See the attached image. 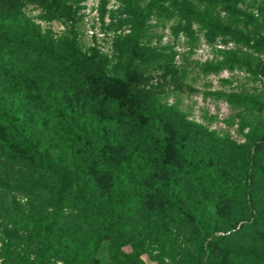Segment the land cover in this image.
Returning a JSON list of instances; mask_svg holds the SVG:
<instances>
[{
	"label": "rangeland",
	"instance_id": "1",
	"mask_svg": "<svg viewBox=\"0 0 264 264\" xmlns=\"http://www.w3.org/2000/svg\"><path fill=\"white\" fill-rule=\"evenodd\" d=\"M101 1L72 0L77 7L74 31L83 50L95 46L113 62V41L129 32L130 15L125 0H104L101 15ZM148 1L140 0L142 5ZM188 1L200 13L218 15L223 23L264 33V0L235 4L254 16L252 23L235 19L222 0L213 6L206 0ZM43 13V6L32 1L0 9V31L19 36L33 28L53 38L68 33V21L44 19ZM140 42L168 58L167 63L161 59L147 65L142 82L134 88L137 98L144 102L156 98L169 109L154 122L159 123L153 126L160 128L158 139L125 124L105 142L94 135L103 131L102 122L112 115L105 101L76 87L14 90L0 76L3 106L18 109L16 119L24 122L25 130L51 146L49 169H45L17 137L0 126V182L9 186L0 184V264H37L42 234L50 231V202L58 195L76 199L78 194L82 198L60 212L49 235L47 264H196L204 245L208 264H264V177L252 179L253 212L258 220L251 223L244 220L245 192L229 194L212 187L197 166L178 152L185 142L193 161L209 177L215 176L220 187L244 188L253 152L247 135L264 137V109L231 104L219 93L264 100V82L245 66L219 71L203 67L222 60L228 50L254 63L264 59V50L230 36L210 39L203 23L179 10L173 0H159ZM25 52L17 43L0 42L1 65L45 66L32 51ZM79 126L103 157L89 168L86 188L82 169L87 156L81 148L68 145L69 133L81 137ZM57 163L65 169V189L59 174L51 170ZM160 163L163 171L153 179V192L143 194L134 202L132 215L118 223L119 230L129 236V242L122 244L119 234L104 228L108 212L118 209L112 187L115 169L128 170L137 180ZM203 227L220 234L221 241L206 242Z\"/></svg>",
	"mask_w": 264,
	"mask_h": 264
},
{
	"label": "trees",
	"instance_id": "2",
	"mask_svg": "<svg viewBox=\"0 0 264 264\" xmlns=\"http://www.w3.org/2000/svg\"><path fill=\"white\" fill-rule=\"evenodd\" d=\"M24 1H32L42 5L44 8L42 17L44 19H65L69 22V30L67 34L58 38H53L41 33L39 29L33 28H29L31 33L26 32L19 36L14 34L12 36L7 32L0 31V42L12 41L13 44L17 43L20 47H24L26 52L32 51L38 60L45 61L44 67L28 66L25 68L14 67V65L3 67L0 62V76L10 82V88L30 91L45 88L47 91H57L62 87H76L105 101L111 110V117L102 122L103 131L94 133L98 138L100 136L106 142L109 134H114L127 124L146 135H151L154 139H158L160 128L157 127L155 130L153 126H157L159 123L154 125V122L163 114L166 115L169 109L160 105L156 98H150L151 100L148 102H144L140 97L137 98L134 94V88L142 82L143 71L147 65L161 59L165 63L168 61L166 54L147 48L140 42L141 33L144 31L146 22L159 0H149L145 5H142L140 0H125L130 15V30L124 35H117L114 39L115 59L113 62L107 54L99 51L95 46L83 50L78 44L74 31L77 7L73 6L72 0H0V9H11ZM222 1L225 2L224 8L234 15L235 19L239 18L241 21L244 20L249 23L254 22L255 18L252 14L235 6L239 0ZM217 2L218 0H206V3L211 6ZM173 3L179 7V10L196 16L205 26L206 34L210 39L216 35L230 36L233 40L248 47L264 50V33L255 30L250 32L237 28L230 23H223L218 15L200 13L188 0H173ZM104 10V0H102L101 15L104 14ZM235 65L245 66L247 71L259 76L264 82V59L252 63L249 58H242L233 50L226 51L222 60L216 63H206L203 68L207 71H219L223 67L232 69ZM2 93L3 89H0V126L8 134L17 137L24 150H28L45 169H49L51 161L49 141L34 136L31 131L25 130L24 122L16 119L19 110L7 109L3 106ZM219 95H224L231 104L245 105L259 111L264 109V100L257 96L238 93H219ZM82 126H79L81 137L69 133L68 145L81 148L87 156L88 161L82 169L84 180L82 186L86 188L89 182L87 176L89 168L101 162L103 157L100 155L98 147L89 145L87 131ZM247 136L253 144V152L248 159V172L245 176L246 182L243 189H224L215 183L216 177H209L206 169L193 161V155L188 153L185 142L182 143V147H178V152L197 166L198 173L212 187L214 186L219 191L229 194L245 192L248 196V202L244 205V220L253 223L258 220V217L253 212L255 205L252 204L254 197L252 179L256 176L264 177V137L255 138L250 134ZM162 164L160 163L155 169L149 168L145 173L140 174L137 180L133 178L130 171L115 169L112 187L118 209L115 213L108 212L104 228L111 234H119L123 239L122 244L129 242V236L124 231L119 230L118 223L132 215L131 211L135 207L134 202H138L143 194L153 192L151 185L154 177L162 173ZM51 170L59 174L58 181H61V185L65 189L67 187L66 173L61 163H57ZM0 184L5 188L9 187L6 181H1ZM77 198H82V195H76ZM76 199L74 197L65 199L58 195L55 200L50 202V231L42 234L41 248L37 253V264H47V254L51 251L49 235L56 227V220L60 212L66 207L74 206ZM203 233L204 239L208 243L218 242L222 239L220 234H216L207 227H203ZM206 246L202 247L196 264H208L204 258ZM5 250L8 251L7 245H5Z\"/></svg>",
	"mask_w": 264,
	"mask_h": 264
}]
</instances>
